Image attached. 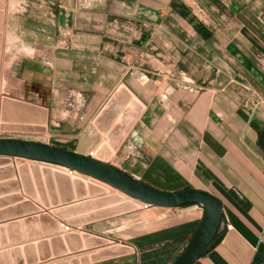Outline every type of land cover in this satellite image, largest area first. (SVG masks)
<instances>
[{
	"label": "crops",
	"instance_id": "1",
	"mask_svg": "<svg viewBox=\"0 0 264 264\" xmlns=\"http://www.w3.org/2000/svg\"><path fill=\"white\" fill-rule=\"evenodd\" d=\"M12 1L0 0V126L35 124L42 130L28 133L47 135L49 123L55 131L66 124L72 132L50 133L55 141L49 143L95 155L103 144L109 146V131L101 132L95 121L125 86L132 94L126 106L135 98L144 108L108 162L120 154L118 167L154 188L171 192L190 187L221 201L223 238L193 264H264V152L259 146L264 129V0H46V6L30 5L27 15L22 11L27 13L28 5L18 8ZM141 62L174 81L167 85L178 98L168 101L169 109L166 99L161 106L149 97L161 79L155 82L137 71ZM12 66H20L21 80L10 76ZM173 74L177 79L169 78ZM85 87L97 94L89 105ZM28 89L36 100L25 98ZM79 147L83 150L75 149ZM17 166L0 165V185L19 184L17 192L4 193L0 200L22 196L21 202L38 209L29 215L47 213L60 223L64 220L53 210L109 197L108 189L99 191L97 184L91 194L85 179V198L46 208L24 194ZM9 167L15 170L12 178L3 172ZM52 182L60 201L59 192L71 194L69 198L77 192L70 183L54 177ZM11 202L2 210L21 203ZM110 202L71 218L108 215L121 204ZM143 209L156 211L142 215ZM203 215V207L194 204L137 208L93 220L73 231L98 243L87 246L80 238L77 250L36 264H173L191 243ZM12 233L20 247L45 238L30 239L24 228ZM12 233L7 231V239Z\"/></svg>",
	"mask_w": 264,
	"mask_h": 264
},
{
	"label": "water",
	"instance_id": "2",
	"mask_svg": "<svg viewBox=\"0 0 264 264\" xmlns=\"http://www.w3.org/2000/svg\"><path fill=\"white\" fill-rule=\"evenodd\" d=\"M131 97V92L125 86H121L98 115L95 124L101 132L109 131L108 142L110 147L105 144L100 146L95 151L96 158L91 154L82 155L45 143L2 138L0 139V165L10 164L11 159L9 158L35 162L30 165L21 163L17 166V173L24 194L36 201L40 200L46 208L51 205H58L60 202L68 203L75 199L85 198L84 180L86 178L90 179L88 186L91 194L95 191L93 184L102 187V189L97 188L99 191L108 189L109 197L107 199L83 202L52 211L56 218L64 220L71 227L138 208L134 202L124 201L123 195L150 207L172 209L184 205H201L204 215L199 229L184 253L173 263L193 264L205 251L214 248L223 238V233L220 232L224 217L222 203L215 196L190 187L171 192L159 190L108 162L112 151L120 146L143 111V104L135 98L126 106ZM120 113V117L115 122ZM0 129L26 132L42 130L40 127L6 124L1 125ZM259 146L264 152V129L260 134ZM36 163H44L45 165L41 167ZM47 164L53 165L54 170L52 171ZM3 172L11 178L15 176V170L12 167L3 170ZM53 177L61 184L70 183V186L73 185L77 190L73 195L74 197L69 198L71 194L68 195L67 192L61 191L59 196L62 200H58L55 188L52 186ZM18 190L19 184L15 180L0 185V195ZM116 191L119 193H115ZM22 198L20 195H14L11 198L0 200V264H10L8 258H10L11 264L46 262L52 257H58L67 251H75L79 248L76 247L81 238L78 234L66 231L60 236L57 234L59 231L58 221L47 213L29 215L38 209L30 201L21 202L23 201ZM10 201H12L11 203H21L18 205L16 203L11 208L2 210ZM110 201L121 204L115 207L113 211L109 210L108 215H96V217L87 215L78 217V219L71 218L72 214L78 211L84 212L102 202L108 205L111 203ZM21 218L24 220L23 224L18 222ZM21 228L25 229L30 239L40 235H44L45 238L28 241L20 247V245H16L20 240L12 232L20 231ZM7 231L12 233V235L9 234L8 239ZM46 238H50V240L48 241ZM81 239L87 246L95 245L99 241L87 234H82ZM9 243L13 246L7 247ZM65 244L67 247H64Z\"/></svg>",
	"mask_w": 264,
	"mask_h": 264
},
{
	"label": "rangeland",
	"instance_id": "3",
	"mask_svg": "<svg viewBox=\"0 0 264 264\" xmlns=\"http://www.w3.org/2000/svg\"><path fill=\"white\" fill-rule=\"evenodd\" d=\"M21 1L23 2L22 4H21ZM45 1V2H44ZM15 2H16V5H17V7L19 8V6L21 5V7H23V8H25V6H29V7H26V9L28 10V12L27 13H25V12H23L22 11V13H24L25 15H27V14H29V11H32L33 10V5H35V4H42V5H44V6H46V4H47V2H46V0H13L12 1V4L14 5L15 4ZM18 2H19V4H18ZM30 5H32V6H30ZM17 8V9H18ZM21 12H20V10H17L16 11V16L18 17H20V14ZM45 47L44 48H46V46H48V45H46V43H45V45H44ZM146 61V60H145ZM143 62V61H142ZM139 63V66H137V71H139V72H141L142 74H146L150 79H155L156 81L155 82H157L158 81V78H160L161 79V81L159 82V84H157V92H153V93H151L150 94V96L149 97H151V99H153L154 101L153 102H156L157 104H159V105H166L165 103L167 102V106L166 107H168V104H169V102L168 101H173V98H178V94L176 93V92H174V90L172 91V90H170V87L167 85V83H170V84H175L174 83V81L173 80H170V79H166L165 77H160V76H158V71L157 70H154V68L152 69L150 66H148L147 64H143V63ZM20 64V63H19ZM140 67V68H139ZM145 68V69H144ZM145 70L147 71V72H145ZM153 73H157L156 75H154ZM10 76L12 77V78H16V79H20L21 80V70H20V66H12V68H11V72H10ZM169 76V78L171 77V78H174V79H177L176 78V76H174V74L171 76V75H168ZM154 82V83H155ZM20 83V82H19ZM111 83H113V82H110V83H108V84H111ZM142 86H141V89H143V90H145L146 88H147V82H146V80H142ZM21 84V83H20ZM22 85V84H21ZM26 85V84H25ZM113 85V84H112ZM154 85V84H153ZM156 85V84H155ZM178 85H180V83H178ZM152 88H154V86H152ZM160 89V90H159ZM94 89H92L91 90V88H89V87H85V89H84V99L86 100V102H88L87 104L89 105L90 104V101L91 100H93L92 98H93V96H96L97 97V94L93 91ZM153 90H155L156 91V89L154 88ZM170 91H172V92H170ZM92 94V95H91ZM94 94V95H93ZM25 98L26 99H31V100H36V97H35V95L33 94V92H31V90H29L28 89V91H26V93H25ZM166 99V102H164V100ZM160 100H162L161 102H160ZM83 102V101H82ZM85 102H83V104H84ZM168 109H169V107H168ZM84 110V109H83ZM83 110H82V112H83ZM34 127L36 126L35 124L33 125ZM49 134L50 133H59L58 131H60V132H72L71 131V129L70 128H68V126L66 125V124H61V127L59 128V129H57V131H55V129L54 128H52L51 126H50V123H49ZM78 125H75L74 126V128H75V130H79V129H77L78 127H77ZM32 127V126H31ZM80 128H82V125H80ZM49 134H45V135H43V134H39V133H28V132H26V131H24V132H11V131H3V130H0V139H2V138H13V139H17V140H24V141H33V142H39V143H45V144H49V145H52L51 143H49V142H53V141H55V140H53V139H50L49 138ZM97 136V135H96ZM130 140V139H129ZM131 141V140H130ZM85 142V141H84ZM130 144L131 143H127V147L128 146H130ZM54 146V145H53ZM57 147V146H56ZM142 147H144V146H142ZM76 150H83V148L82 147H79V148H75ZM73 152H75V151H73ZM77 153V152H76ZM94 156V155H93ZM120 158H121V156H120V154H117L116 156H114L112 159H111V162H110V164H112V165H114V166H116V167H118V166H120ZM10 163H12V164H14L15 166H17V165H20L21 163H23V164H28V165H30L32 162H30V161H24V160H18V159H15V158H11V160H10ZM33 163H35V162H33ZM36 164H38L39 166H44L45 164H43V163H36ZM48 166V165H47ZM51 169H54V167H50ZM118 168H120V167H118ZM121 169V168H120ZM122 170V169H121ZM86 179H88V180H90L89 178H86ZM116 193H117V191H116ZM125 201H132L130 198H127V197H125ZM141 208H145V207H140L139 209H141ZM154 211H156V210H146V209H143V210H141V213H143L142 215H146V213L147 214H149V213H152V212H154ZM130 220V219H133V217L132 216H130V217H128V218H126V221L127 220ZM60 223H59V229H60V231L61 232H65V231H68V232H71V231H73V229H74V227H71V226H67V225H64L63 227L61 226V224H65V223H63L64 221H59ZM65 226H67V228L65 229Z\"/></svg>",
	"mask_w": 264,
	"mask_h": 264
},
{
	"label": "bare ground",
	"instance_id": "4",
	"mask_svg": "<svg viewBox=\"0 0 264 264\" xmlns=\"http://www.w3.org/2000/svg\"><path fill=\"white\" fill-rule=\"evenodd\" d=\"M106 142V141H105ZM93 156V155H92ZM93 157H95L96 158V156L94 155ZM25 161H28V160H25ZM31 162V161H30ZM33 163V162H32ZM44 164V163H43ZM49 167H53V165H49V164H47ZM59 168V167H58ZM76 175H78L77 173H75ZM118 192V191H117ZM116 193V192H115ZM119 193V192H118ZM123 195V194H122ZM123 197H124V201H125V197H127V196H125V195H123ZM127 198H129V197H127ZM132 201L131 202H134V204L135 205H137L138 206V208H140V207H150V206H145L143 203H140V202H138V201H136V200H134V199H132V198H130ZM22 219V218H21ZM20 220V219H19ZM65 223V222H64ZM66 224V223H65ZM67 225V224H66ZM68 226V225H67ZM66 226V227H67ZM71 232H74V231H71Z\"/></svg>",
	"mask_w": 264,
	"mask_h": 264
},
{
	"label": "built area",
	"instance_id": "5",
	"mask_svg": "<svg viewBox=\"0 0 264 264\" xmlns=\"http://www.w3.org/2000/svg\"><path fill=\"white\" fill-rule=\"evenodd\" d=\"M61 226L63 227L64 226V224H61ZM228 227V226H227ZM67 227L65 226V229H66Z\"/></svg>",
	"mask_w": 264,
	"mask_h": 264
}]
</instances>
